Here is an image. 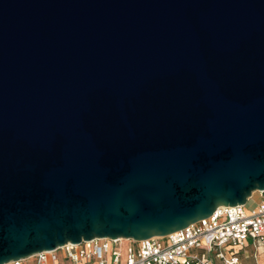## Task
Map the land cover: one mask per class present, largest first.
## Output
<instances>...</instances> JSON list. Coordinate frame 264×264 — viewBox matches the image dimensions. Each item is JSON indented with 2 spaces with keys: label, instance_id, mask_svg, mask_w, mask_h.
Listing matches in <instances>:
<instances>
[{
  "label": "water",
  "instance_id": "95a60500",
  "mask_svg": "<svg viewBox=\"0 0 264 264\" xmlns=\"http://www.w3.org/2000/svg\"><path fill=\"white\" fill-rule=\"evenodd\" d=\"M263 190L264 0H0V264Z\"/></svg>",
  "mask_w": 264,
  "mask_h": 264
},
{
  "label": "built area",
  "instance_id": "2783aa9c",
  "mask_svg": "<svg viewBox=\"0 0 264 264\" xmlns=\"http://www.w3.org/2000/svg\"><path fill=\"white\" fill-rule=\"evenodd\" d=\"M256 192L259 199L250 210L245 205L219 206L210 216L165 236L125 242L120 238L83 240L38 252L31 259L33 264H60V260L71 264H215V254L223 264H241L236 253L227 256L223 248L243 246L248 239L254 245L264 244V190L253 192L248 200Z\"/></svg>",
  "mask_w": 264,
  "mask_h": 264
},
{
  "label": "rangeland",
  "instance_id": "374dc122",
  "mask_svg": "<svg viewBox=\"0 0 264 264\" xmlns=\"http://www.w3.org/2000/svg\"><path fill=\"white\" fill-rule=\"evenodd\" d=\"M258 192H256L255 194H253V196L248 200V202L245 204L244 208L246 210H250L255 203L258 201ZM252 240L248 239L246 240V245L244 247L238 246V245H228L226 247L223 248L224 253H226L227 256H229L230 252H234V253H240V257L244 258V261H246V263H250L251 261H254V256L252 254V252L255 251V246L252 245ZM257 245L264 249V244H261L260 242L257 243ZM125 256H123L124 258ZM25 261L23 262V264H31V257L24 259ZM214 261L215 264H223V261L214 254ZM60 264H71V262L69 260H60Z\"/></svg>",
  "mask_w": 264,
  "mask_h": 264
},
{
  "label": "crops",
  "instance_id": "0c3cea01",
  "mask_svg": "<svg viewBox=\"0 0 264 264\" xmlns=\"http://www.w3.org/2000/svg\"><path fill=\"white\" fill-rule=\"evenodd\" d=\"M253 246H255V251L252 252L253 256H254V261H251L250 263H246V261H244V258L240 257V253H236V255L239 257L241 264H264V249L260 248L257 244L254 245L253 242H251ZM246 245V242L243 246L244 247ZM31 264H33L32 260H31Z\"/></svg>",
  "mask_w": 264,
  "mask_h": 264
},
{
  "label": "bare ground",
  "instance_id": "6f19581e",
  "mask_svg": "<svg viewBox=\"0 0 264 264\" xmlns=\"http://www.w3.org/2000/svg\"><path fill=\"white\" fill-rule=\"evenodd\" d=\"M120 240L122 241V242H125L127 239H125V238H120ZM30 258V257H29Z\"/></svg>",
  "mask_w": 264,
  "mask_h": 264
}]
</instances>
